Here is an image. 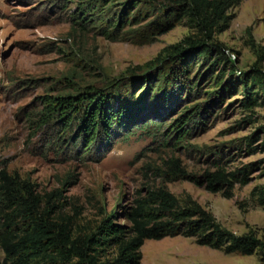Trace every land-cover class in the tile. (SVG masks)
I'll return each mask as SVG.
<instances>
[{
  "label": "rangeland",
  "instance_id": "obj_1",
  "mask_svg": "<svg viewBox=\"0 0 264 264\" xmlns=\"http://www.w3.org/2000/svg\"><path fill=\"white\" fill-rule=\"evenodd\" d=\"M89 1L0 0V170L40 196L57 191L56 210L84 227L107 216L125 223L122 213L138 192L164 185L179 199L190 195L228 230L253 229L264 239V206L251 196L264 184V0H242L230 10V26L214 36L218 47L206 61L188 56L174 62L182 75L169 85L175 90L159 115L150 103L159 92L156 74L173 61L170 47L192 36L191 20L183 16L163 30L161 7L177 0L142 1L130 5V22L112 40L100 32L101 6L90 10L88 22L77 23L74 12ZM125 2L115 0L101 15L120 17ZM139 11L140 20L131 22ZM244 84L255 102L250 108L243 105ZM89 86L126 93L135 115L112 139L100 131L83 155L74 129L62 133L53 122H41V98ZM197 103L207 112L187 125L188 136L163 144L174 118ZM171 158L192 176L216 165L248 166V180L235 184L230 198L184 178L166 181L160 172ZM140 251L139 264H264V255L227 254L181 235L147 239Z\"/></svg>",
  "mask_w": 264,
  "mask_h": 264
},
{
  "label": "trees",
  "instance_id": "obj_2",
  "mask_svg": "<svg viewBox=\"0 0 264 264\" xmlns=\"http://www.w3.org/2000/svg\"><path fill=\"white\" fill-rule=\"evenodd\" d=\"M114 1L90 0L78 7L79 11L74 12V17L79 19L77 23L88 22L91 19H87L90 10L93 12L101 6L100 32L105 38L115 40L118 28L130 22L127 11L130 5L142 1L150 6L154 3L153 0H126L122 3L127 6L122 8L123 15L111 20L104 19L101 14L108 4H115ZM241 1L177 0L171 7H161L162 17L167 23L163 30L171 28L172 21L186 16L191 20L194 32L170 47L175 56L168 58L171 57L173 61L168 68L156 74L160 84L155 92H159L150 97L156 114L159 115L157 108L166 101L168 94L175 90L169 85L182 75L180 69L173 67L174 62L179 57L188 56H201L206 61L211 51L218 47L214 36L229 28L234 17L230 10ZM140 18L139 11L131 22L136 23ZM184 86L187 91L190 90L188 84ZM244 86L248 95L243 105L250 108L255 102L250 97L248 86ZM125 94L122 91L113 94L111 89L89 86L75 94L45 96L41 98L44 106L41 122H53L62 133L74 129L75 134L81 135L80 149L84 155L89 152L100 131L106 138L112 139L116 132L125 130L132 123L135 111ZM206 112L207 109L199 103L184 109L174 118L172 130L164 137L163 144L174 139L175 144L181 143L188 136L187 125ZM259 129L264 132V125ZM247 167L228 170L216 165L200 176H192L180 165L179 159L171 158L164 162V171L160 173L166 181L184 178L209 192H221L222 196L230 198L235 184L247 183ZM56 196H60L57 191L40 196L34 193L30 185L20 184L6 170H0V251L3 253L0 264H139L140 247L145 240L177 235L193 238L199 245L220 249L227 254L264 255V239L255 230L236 234L222 226L212 212L190 195L179 199L164 185L146 187L138 192L122 213L125 223L107 216L94 226L87 227L77 223L71 215L58 212L54 201ZM251 196L259 206H264V184L254 187Z\"/></svg>",
  "mask_w": 264,
  "mask_h": 264
}]
</instances>
